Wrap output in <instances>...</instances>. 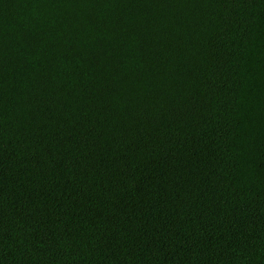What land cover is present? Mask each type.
Listing matches in <instances>:
<instances>
[{
    "label": "trees",
    "instance_id": "trees-1",
    "mask_svg": "<svg viewBox=\"0 0 264 264\" xmlns=\"http://www.w3.org/2000/svg\"><path fill=\"white\" fill-rule=\"evenodd\" d=\"M0 264H264V0H0Z\"/></svg>",
    "mask_w": 264,
    "mask_h": 264
}]
</instances>
